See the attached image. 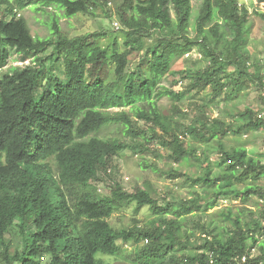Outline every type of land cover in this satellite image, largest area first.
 I'll use <instances>...</instances> for the list:
<instances>
[{
  "label": "trees",
  "instance_id": "obj_1",
  "mask_svg": "<svg viewBox=\"0 0 264 264\" xmlns=\"http://www.w3.org/2000/svg\"><path fill=\"white\" fill-rule=\"evenodd\" d=\"M29 1L39 10L62 9L67 17H97L94 6L111 2ZM27 3L17 2L21 9ZM115 14L123 26V51L117 37L104 47L99 42L104 34L71 37L56 19L50 25L51 36L38 38L12 1L0 0V68L7 65L12 51L21 61H31L0 75V264H111L104 256H119V241L143 244L133 264H264V204L259 213L250 211L249 218L225 212L229 223L221 230L201 225L205 236L195 246L183 218L200 210L201 201L185 200L180 207L161 205L148 189L129 192L119 183L106 195L91 189L102 174L111 175L114 159L130 148L127 141L96 135L107 125L118 124L132 139L162 138L177 162L196 157L204 168L205 183L217 197L230 191L245 201L253 194L264 200V188L257 185L264 178L261 160L245 148L227 150L221 143L220 163L225 170L212 179L213 163L206 154L197 155L198 149H189L154 104V99L165 95L181 98L159 87L171 73L175 57L195 47L208 64L188 70L194 87H211L215 95L225 91L237 95L245 79L254 78L264 86L261 76L248 72L250 62L243 53L249 8L240 0H203L196 38L189 35L191 0H122ZM259 15L264 20V12ZM153 32L159 36L146 45L145 36ZM227 33L231 37L225 41ZM133 52L143 54L130 70ZM228 65L238 76L227 71ZM143 102L152 105L149 111L137 105ZM126 107L133 113L111 111ZM246 113L252 115L250 110ZM133 117L154 126L141 128ZM250 121L254 129L263 123ZM199 125L185 133L199 142L220 140L245 128H234L219 118ZM240 183L244 187L239 188ZM130 205L136 210L149 207L154 218L149 224L134 219L129 227H114L110 218ZM14 226L19 227L21 241L13 251L8 236Z\"/></svg>",
  "mask_w": 264,
  "mask_h": 264
},
{
  "label": "rangeland",
  "instance_id": "obj_2",
  "mask_svg": "<svg viewBox=\"0 0 264 264\" xmlns=\"http://www.w3.org/2000/svg\"><path fill=\"white\" fill-rule=\"evenodd\" d=\"M11 1L18 14L27 19L32 34L38 38L51 36L50 25L53 19H56L59 21L62 31L71 37L100 32L104 34V37L99 42L104 47L110 46L114 38L117 37L120 49L125 50L123 26L115 14L122 0H111L110 6L103 3L95 5L97 17L84 14L67 17L62 9L47 7L39 10L38 5L31 4L29 0H26L27 5L21 9L17 4L19 0ZM240 3L245 4L251 13L248 22V39L243 49L247 61L250 62L248 72L264 79V20L259 15V13L264 12V3H259L256 0H240ZM191 5L189 35L191 38H196V23L203 0H191ZM172 16H174L173 10ZM116 22L120 23V27L116 25ZM158 36L159 34L156 32L145 36V44L149 45ZM230 37L231 34L227 33L224 40L226 41ZM142 54L143 52L131 53L130 70L136 68ZM207 62V57L199 47H195L191 53L185 56L175 57L172 63V71L163 78L159 89L166 88L174 93H179L181 98L165 95L162 98L154 99V104L160 113L171 121L173 128L178 130L189 149H198L197 155L206 154L214 166L211 175L213 179L225 170V165L220 163L221 143L227 150L245 148L250 156L264 163V86L252 78L243 81L242 88L237 95H232L228 91L215 95L211 87L198 89L192 85L191 78L187 76V73L188 70L194 71L205 68ZM29 64H31L30 60L21 61L18 55L12 51L7 65L0 68V75L9 71L13 66L25 67ZM227 71L238 76L233 65H228ZM61 72L62 70L59 71V73ZM137 105L147 111L152 106L147 102ZM131 110V107L111 109L112 112L126 111L132 114ZM246 110H250L252 115L247 113L243 115ZM214 118L222 119L234 128L240 125L245 128L239 134L230 131L224 138L213 139L209 142H199L193 136L185 134L186 131L190 130L188 128L195 125L200 126L199 122ZM133 119L138 120V125L141 128L148 130L154 126V123H146L136 117ZM251 119L262 120L261 128H252L249 124ZM156 130L162 133L161 127L157 126ZM96 135L103 139L118 138L127 141L130 148L114 159L111 175L102 174L101 178L92 184L91 189L100 195H106L116 183H119L129 192H134L137 188L148 189L161 205L171 203V205L180 207L185 200L197 199L201 201L203 205L200 210H196L183 218L186 228L192 234L191 240L195 246L200 245L205 236L200 229L201 225H212L221 230L222 226L229 223L224 216L225 212L232 210L234 214L241 213L249 218L251 216L250 211L259 213L263 207L264 200L256 194L250 195L246 201L240 197H235L230 191L217 197V194L211 191L212 188L203 179L205 171L201 162L194 156L187 157L181 162L175 161L171 158V151L163 145L160 137L153 139L150 136L151 139L148 142L142 137L132 139L118 124L107 125ZM138 142L143 143L144 146H138ZM257 185L264 188V178L260 179ZM238 186L242 188L244 183H240ZM204 197L209 202L203 200ZM209 203L215 204L210 207L208 206ZM153 218L154 215L149 207L136 210L135 205H130L116 211L110 218V222L116 228H123L132 225L134 219L139 220L141 224H149ZM16 223L18 224L19 220ZM8 241H11L14 251L21 241L18 226L11 229ZM119 243L122 246L120 255L115 257L104 256V259L111 264H133L134 256L143 244L138 246L122 241Z\"/></svg>",
  "mask_w": 264,
  "mask_h": 264
},
{
  "label": "built area",
  "instance_id": "obj_3",
  "mask_svg": "<svg viewBox=\"0 0 264 264\" xmlns=\"http://www.w3.org/2000/svg\"><path fill=\"white\" fill-rule=\"evenodd\" d=\"M109 4L111 5V2H110ZM119 24H120V23L116 22V25H117L118 27H120ZM243 260H246V258H244Z\"/></svg>",
  "mask_w": 264,
  "mask_h": 264
}]
</instances>
